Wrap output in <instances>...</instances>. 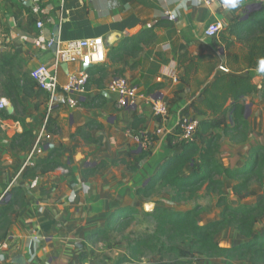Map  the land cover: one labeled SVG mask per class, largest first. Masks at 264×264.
Masks as SVG:
<instances>
[{"label":"crops","instance_id":"obj_1","mask_svg":"<svg viewBox=\"0 0 264 264\" xmlns=\"http://www.w3.org/2000/svg\"><path fill=\"white\" fill-rule=\"evenodd\" d=\"M239 1L233 6L234 0H210L208 3L202 0H39L43 11L35 15L30 10L31 0H0V61H10L12 74L19 80L23 76L30 77V72L41 64L53 68L54 51L46 46L51 38L67 41L102 37L106 48V59L99 65L86 67L68 63L55 68L59 87L68 82L70 75L79 76L83 71L87 72L88 79L83 90L70 93L59 90L56 94L47 113L53 126L51 130L48 125L44 128L51 134L46 143L41 138L43 143L38 144L43 132L42 121L47 116L43 113L45 107L34 105V100L43 96L47 101V94L40 91L29 98L22 95V105L15 112L12 102L0 92V100L5 103L0 109V195L20 186L24 196V204L16 208L17 213L12 215V223L2 241L5 247L0 251V264H67L80 247H87L88 232L103 226L112 211L120 208L139 211L144 206L151 211L149 205L156 201L154 195L145 198L137 195L136 190L167 158L180 151L179 147L167 144L180 115L207 119L195 115L192 104L203 101L204 90L223 73L248 75L258 90L238 101L244 105V117L249 123L248 137L232 143L222 136L218 162L224 168H239L247 160L252 146L264 145L261 90L264 66L235 72L241 64L234 65L231 57L242 55L244 48L231 37L235 46L224 50V44H220L217 37L204 35L209 23L219 20L226 29L234 18L246 14L249 4L264 2ZM170 14L174 19L168 18ZM38 20H42V32L36 26ZM156 24L153 40L140 52L116 55L124 38L135 37ZM184 54L212 58L204 60L200 68L191 69L186 76V65H178V59ZM220 67H225L227 72ZM118 77L134 83L138 93L159 97L166 103L169 109L166 121L156 120L150 105L140 99L134 110L119 109L116 95L109 91L111 81ZM92 103L99 106H87ZM134 116L144 119L139 129L131 127ZM88 122L100 125V128L87 130L88 137L95 143L72 136L86 128ZM158 126L162 134L153 137L155 142L149 145V155L135 162L141 152L135 136L151 134ZM28 131L30 137L18 139V135ZM215 131L222 133L223 130ZM38 146L41 151L34 154L33 166L44 163L55 148L61 152L62 166L44 174L36 171L33 177H22L26 169L33 167L24 164L33 148ZM102 162L104 164L94 170ZM190 171L188 165L182 175ZM222 180L224 194L239 203L241 198L232 191L236 181L226 177ZM204 193L203 188L198 200ZM253 196H256L253 202L243 205H253L263 198V190L256 181L251 183L243 198ZM166 197L163 205H168L166 208L170 210L183 212L192 208L191 202L174 203L168 194ZM211 200H214L213 208L218 210L217 217L201 224L219 218L217 197L215 200L212 196ZM253 231L257 234L255 226ZM237 236L238 243L245 240L238 232Z\"/></svg>","mask_w":264,"mask_h":264},{"label":"trees","instance_id":"obj_2","mask_svg":"<svg viewBox=\"0 0 264 264\" xmlns=\"http://www.w3.org/2000/svg\"><path fill=\"white\" fill-rule=\"evenodd\" d=\"M155 26L157 24L142 30L135 37L124 38L116 49V55L140 52L144 45L153 40ZM231 37L244 48L242 55L233 54L231 57L234 65L241 64L235 72L264 66V2L246 19L240 16L234 18L228 27L217 35L220 44H224V50L235 46ZM211 58L209 55L189 57L184 54L178 59V65L180 67L186 65L187 76L191 69L200 68L204 60ZM227 62L232 68L229 60ZM10 63L0 61V92L12 102L17 112L18 106L22 105V95L26 98L37 96L41 90L29 76L17 79L12 74ZM257 90V86L251 82L248 75L241 76L230 72L217 77L204 90L203 101L192 104L195 115L207 117L200 120L193 141L181 143L180 151L167 158L148 181L136 190L137 195L149 198L164 189H170V194L168 193L170 201L189 203L198 198L199 191L204 188L206 194L217 197L219 218L199 224L198 217L203 211L199 204L183 212L170 210L164 206H154L147 214L153 221V230L133 238L130 235H123L126 253L120 262H141L145 256H154L159 263L182 264L179 261L181 258L200 256L205 259L264 264V231L261 235L253 233L257 219L264 214V196L253 205L239 203L233 205L224 194L222 180V177H226L236 181L232 191L239 197L248 193L253 181H256L264 192V145L252 146L247 160L239 168H224L217 159L222 136L228 137L232 143H239L248 137L249 123L244 117V105L238 101ZM261 90L264 97V82ZM93 103L87 106H99ZM143 122L141 116H134L131 127L139 129ZM47 125L48 130H51L53 125L49 118ZM94 128H100V125L88 122L86 128L78 130L72 136L78 135L95 143L96 141L87 135V130ZM219 128H222V133L215 131ZM30 136L31 133L28 131L17 137L18 139L23 137L24 140ZM140 151L135 162L149 155L147 150ZM60 157L59 148L52 149L44 163L26 169L22 177H33L35 175L33 172L36 171L39 174L53 171L62 166ZM102 164L104 163L98 164L94 170L100 168ZM188 165L190 173L182 175ZM7 194L9 199L0 207V241L7 235L12 215L17 213L16 208H21L24 204L20 186L13 187ZM136 214L137 211L132 208L112 211L103 226L88 232L86 242L96 244L110 241L112 233H123L131 225ZM227 228L236 230L245 240L233 246L219 245L215 237ZM107 243L110 246V243ZM185 244L186 249L182 247Z\"/></svg>","mask_w":264,"mask_h":264},{"label":"built area","instance_id":"obj_3","mask_svg":"<svg viewBox=\"0 0 264 264\" xmlns=\"http://www.w3.org/2000/svg\"><path fill=\"white\" fill-rule=\"evenodd\" d=\"M204 3H208L210 0H202ZM30 10L33 14L38 15L42 13V8L39 0H31ZM168 18L174 19V15H169ZM37 28L40 32L43 31L42 20H38L36 23ZM224 29V25L221 21L215 20L209 23L205 30L204 35L209 38L217 37V35ZM46 46L48 48H53L54 57L51 68L47 64H41L37 66L30 72V77L35 81L37 87L44 91L48 95V109L51 110L54 100L56 99V94L61 91L64 93H70L75 90H83L88 79V74L86 71L77 75H70L68 77V82L59 87L58 79L55 68H60V66L67 65L68 63H80L86 67L96 66L103 63L106 59V48L102 37H91L83 39H71L67 41H60L57 37L47 40ZM220 70L227 72L225 67H220ZM109 91L116 95V106L119 109L131 110L136 109L138 99L145 101L151 107V111L156 120L163 123L168 118L169 109L166 103L162 102L159 97H152L144 95L143 93H138V88L132 82H130L125 77L114 78L110 85ZM5 103L0 100V109L4 108ZM48 111V112H49ZM48 116L42 125V136L38 139V144L43 141H48L51 139V134L46 131ZM200 119L198 117H192L186 114H182L179 117L177 128L174 132L169 133L167 144L173 147H180L181 143H186L193 141L194 136L199 128ZM154 135L162 134L161 126H158L152 133ZM151 134L144 135L139 133L135 136L138 142V147L140 150L149 148L151 143ZM41 147L33 148L31 153L28 155L24 166L32 165V158L35 152L39 153ZM9 196L7 190L0 195V207L3 203L8 200ZM5 247V243L0 241V251Z\"/></svg>","mask_w":264,"mask_h":264},{"label":"rangeland","instance_id":"obj_4","mask_svg":"<svg viewBox=\"0 0 264 264\" xmlns=\"http://www.w3.org/2000/svg\"><path fill=\"white\" fill-rule=\"evenodd\" d=\"M240 1L244 3L245 0H240ZM242 13L243 12H241L240 14L242 15ZM46 97L48 98V95H46ZM47 102H48V99L46 101L43 96H40V97L38 96L34 100V105H39V107L44 106L45 109L43 110V113L47 115L49 111ZM44 120L42 122H44ZM151 135L152 136L149 137L151 139V142H155V138H153L155 135L152 133ZM40 143H43V142L41 141ZM44 143H46V141H44ZM40 145L42 147V144ZM144 150L150 151V149L148 148ZM36 153L37 152H35V154ZM201 191L202 190H200L199 192L201 193ZM167 192L170 194V189H164L160 191V193H157L154 195V199H156V201L155 200L152 201L151 204L149 205L151 210L153 206H165V207L168 206L166 204L163 205L165 201L164 198L167 199L166 197V195L168 194ZM202 195L203 197L200 198L199 200L198 198H196L194 201L189 203L191 207H193L197 203H200L202 207L204 206L203 211H202L204 213L203 214L201 213L202 215L200 214V216L202 217L201 219L200 218L198 219L199 224L217 217L216 212L218 211L217 208H213L212 206L214 200H211V198L214 195L207 194L210 197L206 196V198H205V195H206L205 193ZM263 195H264V192H263ZM243 197H240L241 199L239 203L249 204L250 202L254 201L256 196L248 197L245 199ZM227 198L230 203H232L233 205H236L235 199L230 200L229 197ZM215 200H216V196H215ZM205 207H206V211H205ZM148 212L150 211L147 209V207L145 206L142 207L139 211H137V214L135 215V219L132 221L131 225L123 233L113 232L112 235L110 236V239H109L110 241L98 242L96 244H90L86 242L87 247L85 248L80 247L79 251L75 252V255L71 258L72 260L68 261L67 264H165V263H159L157 261V257H154V256H145L144 258H142L141 262H129V261L120 262V260L124 257L126 253V245L123 240L124 239L123 235H130L133 238V237H136L144 233H148L153 230L154 224H153V221L147 216ZM263 231H264V215L257 219L256 225H255V232L258 235L259 234L261 235ZM215 239L219 245L220 243L235 245L239 242L237 232L232 228L222 231L216 236ZM107 242L110 243V246L108 245ZM182 247L186 249L187 245L185 244ZM179 261L182 264H243L239 262L220 260L216 258L215 259H205L200 256L194 257V258L185 257V258L179 259Z\"/></svg>","mask_w":264,"mask_h":264},{"label":"water","instance_id":"obj_5","mask_svg":"<svg viewBox=\"0 0 264 264\" xmlns=\"http://www.w3.org/2000/svg\"><path fill=\"white\" fill-rule=\"evenodd\" d=\"M260 8V3H253V4H249L246 7V14L242 17V19H246L248 17V15L256 10H258ZM17 262H20V259H17Z\"/></svg>","mask_w":264,"mask_h":264},{"label":"clouds","instance_id":"obj_6","mask_svg":"<svg viewBox=\"0 0 264 264\" xmlns=\"http://www.w3.org/2000/svg\"><path fill=\"white\" fill-rule=\"evenodd\" d=\"M237 2V0H234V2H233V6H235V3Z\"/></svg>","mask_w":264,"mask_h":264},{"label":"snow or ice","instance_id":"obj_7","mask_svg":"<svg viewBox=\"0 0 264 264\" xmlns=\"http://www.w3.org/2000/svg\"><path fill=\"white\" fill-rule=\"evenodd\" d=\"M230 2H231V0H230Z\"/></svg>","mask_w":264,"mask_h":264}]
</instances>
